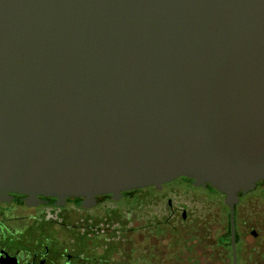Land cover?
<instances>
[{"label":"water","instance_id":"obj_1","mask_svg":"<svg viewBox=\"0 0 264 264\" xmlns=\"http://www.w3.org/2000/svg\"><path fill=\"white\" fill-rule=\"evenodd\" d=\"M179 177L231 218L264 179V0H0L1 193Z\"/></svg>","mask_w":264,"mask_h":264},{"label":"flooded vegetation","instance_id":"obj_2","mask_svg":"<svg viewBox=\"0 0 264 264\" xmlns=\"http://www.w3.org/2000/svg\"><path fill=\"white\" fill-rule=\"evenodd\" d=\"M176 180L193 186L190 179L179 177L159 189L150 186L123 191L117 199L110 194L97 195L92 201H85L82 197H68L60 201L49 196L30 197L21 193L0 192V264H125L129 243L141 245L145 241L146 246L156 251L170 249L175 264L178 258L180 261L177 264H184V255L186 262L197 261L199 251L206 264L211 261L225 264V255H220L222 250L225 252L224 249H228L226 252L231 264L234 263L233 253L235 262L239 259L242 264H254L261 260L264 264V259H259L264 257V179L247 193H238L232 218L224 195L218 192L223 198V209L218 219L217 258L209 248L208 234L203 228L194 227L193 221L190 226L184 227L186 240L178 249H173L172 238H166V235L183 229L163 227L156 212L151 221L153 225L132 227L128 203L144 201L159 204L167 197L162 194L163 188ZM193 187L213 191L209 185ZM146 190L162 195H144ZM121 200L123 202L119 204ZM166 204L168 218L179 215L182 222L187 221L186 211L173 206L171 198L168 197ZM251 211H254L253 215ZM212 229L205 228L206 232ZM199 230H203L199 237L201 240L195 236ZM150 231H153V236ZM248 237L256 240V244L249 249L246 248ZM247 251H255L256 254L249 256L258 258H242Z\"/></svg>","mask_w":264,"mask_h":264},{"label":"rangeland","instance_id":"obj_3","mask_svg":"<svg viewBox=\"0 0 264 264\" xmlns=\"http://www.w3.org/2000/svg\"><path fill=\"white\" fill-rule=\"evenodd\" d=\"M162 194H166L167 197L161 200L159 204H154L153 202H144V201H137V202H130L128 203L129 208V219H130V225L132 227L142 226V225H151V221H153V217L157 213L158 216L161 217L162 220V226L163 227H176L183 230L174 231L173 234H170V236L166 235V238L171 237L172 243L174 245L175 249L180 248L179 245H183L186 240V235L184 231V227L190 226L193 221V226L196 228H203L204 232L208 234L209 240L208 243L210 244V250L215 253V257L217 258L219 251L215 250V246L219 243V232L217 228L219 227L218 219L220 218V213L222 211L223 206V198L222 196L216 192L212 191L208 188H196L190 185L188 182H183L181 180H176L172 184L166 186L162 190ZM144 195H151V196H160L161 193L157 191H150L146 190L143 192ZM256 194V193H254ZM253 194V195H254ZM171 198L173 206L179 208H183L187 213V221L182 222L179 215L175 217L168 218V207L166 204L167 199ZM122 200L118 202L119 204H122ZM180 210V209H179ZM258 210V209H257ZM181 211V210H180ZM254 211H251L250 214L253 215ZM255 215V214H254ZM166 218V219H165ZM159 219V218H158ZM264 219V218H263ZM165 220H167V224L165 223ZM153 225V224H152ZM213 228L212 230L206 232L205 228ZM248 227H252V223L248 225ZM199 230L195 235L196 237H201L202 231ZM151 235L153 236V231H150ZM264 234V228L263 232ZM147 236V235H145ZM199 240H201L199 238ZM247 245L246 248H252L254 244H256V240H253L251 237H248L247 239ZM147 244V242H143ZM140 245V244H139ZM135 245V246H139ZM214 245V247H213ZM218 248V246H217ZM151 252L154 250L152 247H149ZM136 250H143L141 247H136ZM225 252L222 250V253L220 252V255H225V264H231L230 261H228L229 253L226 252L228 249H224ZM210 251V252H211ZM264 252V251H263ZM249 254H256L255 251L250 252H244V256L242 258H258V257H252L249 256ZM150 256V255H149ZM258 256V255H257ZM151 257V256H150ZM144 260H142L144 263L148 264V257H144ZM264 259V257L259 258ZM151 263H153V260H150ZM179 258L177 263L179 262ZM197 261H195V264ZM216 261L210 262V264H215ZM246 262V261H245ZM176 263V264H177ZM234 264V263H232ZM236 264H242L239 259H237ZM245 264V263H244ZM254 264H263V261H255Z\"/></svg>","mask_w":264,"mask_h":264},{"label":"crops","instance_id":"obj_4","mask_svg":"<svg viewBox=\"0 0 264 264\" xmlns=\"http://www.w3.org/2000/svg\"><path fill=\"white\" fill-rule=\"evenodd\" d=\"M136 247H141L143 248V250H136ZM201 251L198 252L199 256L197 259V264H206L204 258L201 255ZM173 253L170 252V249H168L167 251L163 252V251H156L153 250L151 252V250L149 249L148 246H146L145 243L139 245V246H135L132 243H129L128 245V252L126 254V259H125V264H146L144 263L142 260H144V257H148V264H175L173 260ZM151 257H150V256ZM153 260V263H151L150 260ZM186 256L184 255L183 257V262L184 264H195V261L192 262H186L185 261ZM174 262V263H173Z\"/></svg>","mask_w":264,"mask_h":264},{"label":"trees","instance_id":"obj_5","mask_svg":"<svg viewBox=\"0 0 264 264\" xmlns=\"http://www.w3.org/2000/svg\"><path fill=\"white\" fill-rule=\"evenodd\" d=\"M212 188V187H211ZM213 191H214V189H213Z\"/></svg>","mask_w":264,"mask_h":264}]
</instances>
